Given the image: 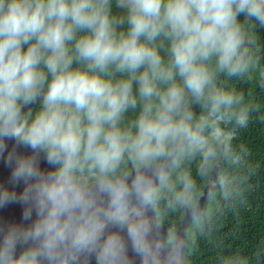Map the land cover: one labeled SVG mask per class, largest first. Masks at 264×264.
Instances as JSON below:
<instances>
[{"label": "clouds", "instance_id": "clouds-1", "mask_svg": "<svg viewBox=\"0 0 264 264\" xmlns=\"http://www.w3.org/2000/svg\"><path fill=\"white\" fill-rule=\"evenodd\" d=\"M260 29L264 0H0V157L14 140L25 184L0 208L31 221L0 264H191L248 180ZM214 264H264V239Z\"/></svg>", "mask_w": 264, "mask_h": 264}, {"label": "trees", "instance_id": "trees-1", "mask_svg": "<svg viewBox=\"0 0 264 264\" xmlns=\"http://www.w3.org/2000/svg\"><path fill=\"white\" fill-rule=\"evenodd\" d=\"M237 87L248 94L254 107L249 126L238 130L234 141L249 148L248 180L242 197L219 211L211 235L201 240L191 264H214L221 250L250 255L264 239V89L258 83H238Z\"/></svg>", "mask_w": 264, "mask_h": 264}, {"label": "water", "instance_id": "water-1", "mask_svg": "<svg viewBox=\"0 0 264 264\" xmlns=\"http://www.w3.org/2000/svg\"><path fill=\"white\" fill-rule=\"evenodd\" d=\"M8 148L4 154V157H0V186H5L9 190H15L18 194L21 193L25 187V184L23 182H20L19 184H13L10 181L11 177V167H9L6 162V156H7V151H10L12 147L15 144L14 140H9L7 141ZM25 149L23 146H18L17 151L20 154L24 155H30L31 154V149H28V154L25 153ZM40 167L44 170L50 169V165L47 164L46 160L44 159L43 155H41L40 159ZM23 210H24V205L20 203H10L2 208H0V229L6 230L9 226L12 225H27L31 223V221H24L23 220ZM35 219V212L33 213V220ZM3 239V232H0V241ZM23 248L18 245L17 247V256L21 253ZM131 255V252H130ZM90 264H96L95 258H93L90 262ZM135 264H139V260L137 259Z\"/></svg>", "mask_w": 264, "mask_h": 264}, {"label": "bare ground", "instance_id": "bare-ground-1", "mask_svg": "<svg viewBox=\"0 0 264 264\" xmlns=\"http://www.w3.org/2000/svg\"><path fill=\"white\" fill-rule=\"evenodd\" d=\"M24 151H25L26 154H28V152H29L28 149H25Z\"/></svg>", "mask_w": 264, "mask_h": 264}]
</instances>
